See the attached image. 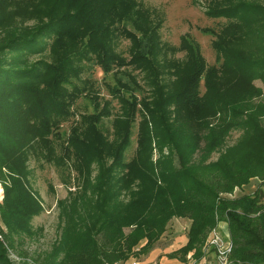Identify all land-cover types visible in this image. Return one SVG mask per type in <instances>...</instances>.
<instances>
[{"label": "trees", "instance_id": "1", "mask_svg": "<svg viewBox=\"0 0 264 264\" xmlns=\"http://www.w3.org/2000/svg\"><path fill=\"white\" fill-rule=\"evenodd\" d=\"M196 1L207 17L222 21L217 31L204 28L214 36L218 65L207 64L199 43L187 34L177 46L162 43L160 22L148 35H138L135 24L143 23L133 14L141 9L135 0L0 1V213L7 227H0V264H14L8 249H16L22 235H32L30 218L41 210L21 172L25 150L17 145L18 136L25 133L42 143L61 164H103L108 140L99 123L114 109L112 98L118 103L116 124L124 123L123 140L111 164L81 190L89 198L87 206L64 211L61 235L39 256L40 263L125 261L147 253L169 220L183 217L190 219L187 241L169 256L186 260L192 252L199 261L207 235L225 222L232 242L230 264H264V2ZM20 3L39 9L28 30L8 10ZM123 8L128 21L119 13ZM83 32L89 33L87 41ZM117 36L130 39L129 58L110 52ZM165 48L184 53L166 65L175 78L166 82L159 71L148 76L147 93L126 72L129 67L149 71L156 51L162 54ZM92 66L104 73L116 68V83L108 84L111 98L88 90L95 111L79 114L66 133L60 126L75 115L74 106L86 90L75 80ZM135 121L138 146L135 156L125 160ZM115 131L120 135L117 126ZM234 131L237 138L228 142ZM151 143L158 152L155 162ZM253 178L260 187L252 193L221 196ZM136 179L141 190L123 199L122 189Z\"/></svg>", "mask_w": 264, "mask_h": 264}, {"label": "rangeland", "instance_id": "2", "mask_svg": "<svg viewBox=\"0 0 264 264\" xmlns=\"http://www.w3.org/2000/svg\"><path fill=\"white\" fill-rule=\"evenodd\" d=\"M258 1L264 2V0ZM135 2L136 8H138V5H141V9L138 12L133 13L135 19L136 21L141 20L143 23L142 25L146 24V27L142 25L137 26L135 24V28L137 29L136 33L138 35H148L150 28H156V24L160 22L158 23L160 25L158 32L162 43L177 46L180 43L181 37L187 34L199 43L202 55L207 64H219L216 52L211 45L214 36L211 32L205 31L204 28L212 27L217 31L222 21L207 17L204 14L202 4L198 1L135 0ZM3 10H5L4 7ZM8 10L12 13V17L15 18L16 23L19 22L22 23V26H25L24 30L32 28L36 22V18H39V9L37 7L27 8L25 3L18 4L16 8L8 6ZM125 12L126 10L124 8L119 10L120 15L124 20H127L129 14ZM83 34V36H86L85 40L87 41V34L89 33L83 32ZM132 47L130 39L123 36H117L115 40H113V46H111L110 52L113 50L114 53H121L124 55V58H129L130 51L133 50ZM74 48H79V44ZM183 55V52L172 53L171 50H168L167 48L163 50L162 54L161 50H157L153 57L152 68H150L149 71L140 73L133 67H129V65L127 66L129 68L126 74L129 76H136L137 83L142 89L144 87L148 93L151 89V85L148 83L145 84L148 76L152 77L159 71L161 78H163L162 80L166 82L172 81L175 78V75L172 73L173 68L171 67V70L168 71L166 65L171 64L169 60L170 58H179ZM44 57L49 58V55H45ZM116 73V68L104 73L99 67L92 66L82 73L80 76L81 78L75 80L78 84L85 86L86 90L80 95V98H78L77 103L74 106L75 115L61 124L60 129L62 131L68 133L70 125L79 119V114L95 111L96 107L93 102L94 97H88V94H86L88 90L91 89L94 94L97 92L101 98H111L108 84L111 86L116 83ZM84 80H87L90 84L87 82L84 83ZM151 82H155V79H151L149 83ZM255 84L261 86L259 80H256ZM199 86L200 91L203 92L204 87L202 80L200 81ZM112 105L114 109H111V114L107 117H103L101 123H99V128H101L104 136H106L108 140L104 146L105 152L103 164L102 161L98 160L87 162L81 168L75 165V161L71 160H64V163L61 164L60 160L53 156L54 151L47 150L42 143H37L36 141L31 140L25 133H21L18 136L17 145H21L22 150H25V160L23 163L25 165V170L23 167L21 172H26L24 180L28 185V191L31 196L38 201L41 210L30 218V224L33 229L32 235H22V241L20 244H17L16 249L9 247L8 256L14 264H41L39 256L50 250L52 244L55 243L61 235V229L65 218L64 211L81 209L83 206H87V202H90L89 198L83 195V187H86L89 180L91 181L97 177L103 172V169L106 166L111 164L113 154L122 142L124 136V123L117 125L114 118L115 111L118 108L117 100L114 98H112ZM101 107L102 106L100 105L99 108ZM138 120L139 117H137V121ZM137 121L131 126L130 143L125 151V160H130L135 156L136 147L138 146ZM115 126L118 127L120 135L116 133ZM9 136H12V134H9ZM237 136L238 132H232L228 138V142L234 141ZM151 146H153V148L150 159L155 162L158 157V152L152 143ZM166 152L167 149L164 148V153ZM65 161L67 162V171L65 169ZM4 171L9 173L7 167L4 168ZM9 181L10 180L7 182ZM259 187V180L253 178L250 183L240 187L235 186L231 192L221 193V196L233 199L246 193H252ZM262 188L264 190V187ZM140 190V180L136 179L129 186L122 189L121 196L122 198L124 197L123 199L127 200L133 198ZM3 197L4 184L0 182V205L3 202ZM63 206H65V208H63ZM173 218L169 220L165 231L160 235L159 239L153 243L152 248L147 253L131 255L129 259L133 258L139 262L138 260L140 256L148 254L153 249L157 248L168 252L181 245V241H175V237L177 234L183 236L190 224L186 218L175 217L174 221H176L177 232V234H175L173 231L174 229L171 226ZM0 227L3 231L7 230L1 213ZM217 230L221 236H225V234L230 235L228 226L225 222H219ZM144 243L145 239L141 241V245ZM140 246L138 245L135 247L134 251L136 252ZM191 253L192 252L186 256L185 261L194 260V262H197L191 257ZM35 257H37V260H34ZM203 257L206 258L208 264H217L214 252L211 250H204V244Z\"/></svg>", "mask_w": 264, "mask_h": 264}, {"label": "built area", "instance_id": "3", "mask_svg": "<svg viewBox=\"0 0 264 264\" xmlns=\"http://www.w3.org/2000/svg\"><path fill=\"white\" fill-rule=\"evenodd\" d=\"M204 250H211L215 254L217 264H230V254L232 252V242L229 234L221 236L218 233L217 226L213 228L204 243ZM105 264H139L136 259H128L125 261H115Z\"/></svg>", "mask_w": 264, "mask_h": 264}, {"label": "crops", "instance_id": "4", "mask_svg": "<svg viewBox=\"0 0 264 264\" xmlns=\"http://www.w3.org/2000/svg\"><path fill=\"white\" fill-rule=\"evenodd\" d=\"M174 218L171 221V223H172L171 226L174 229L173 230L174 233L177 234L176 224H175L176 221H174ZM186 219H188V218H186ZM188 221L190 224V219H188ZM187 229H186V232H187ZM177 240L181 241V245H179L178 247H176L172 250H169L168 252H165V250L163 251L162 249H157V248L153 249L148 254L140 256L138 263L139 264H208L205 257H202L199 261L194 262V260L185 261V260H182L180 257L169 256L168 253L178 249L179 247H181L182 245H184L186 243L187 234L185 233L183 236H179L177 234V236L175 237V241H177ZM163 252H164V254H163Z\"/></svg>", "mask_w": 264, "mask_h": 264}]
</instances>
